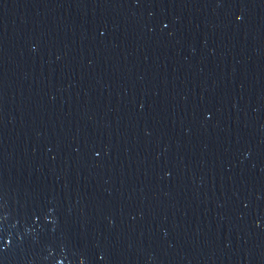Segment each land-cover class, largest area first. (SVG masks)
<instances>
[{
  "label": "water",
  "instance_id": "1",
  "mask_svg": "<svg viewBox=\"0 0 264 264\" xmlns=\"http://www.w3.org/2000/svg\"><path fill=\"white\" fill-rule=\"evenodd\" d=\"M0 264H264V0H0Z\"/></svg>",
  "mask_w": 264,
  "mask_h": 264
}]
</instances>
